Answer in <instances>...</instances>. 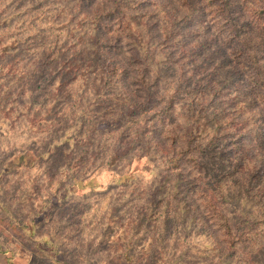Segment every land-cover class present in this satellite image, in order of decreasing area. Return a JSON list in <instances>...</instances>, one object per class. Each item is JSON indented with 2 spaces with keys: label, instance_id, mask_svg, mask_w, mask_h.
Instances as JSON below:
<instances>
[{
  "label": "clouds",
  "instance_id": "clouds-1",
  "mask_svg": "<svg viewBox=\"0 0 264 264\" xmlns=\"http://www.w3.org/2000/svg\"><path fill=\"white\" fill-rule=\"evenodd\" d=\"M0 264H264V0H0Z\"/></svg>",
  "mask_w": 264,
  "mask_h": 264
}]
</instances>
